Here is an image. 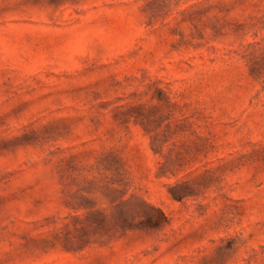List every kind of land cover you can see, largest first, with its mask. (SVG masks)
I'll return each mask as SVG.
<instances>
[{"label": "rangeland", "instance_id": "374dc122", "mask_svg": "<svg viewBox=\"0 0 264 264\" xmlns=\"http://www.w3.org/2000/svg\"><path fill=\"white\" fill-rule=\"evenodd\" d=\"M0 264H264V0H0Z\"/></svg>", "mask_w": 264, "mask_h": 264}]
</instances>
